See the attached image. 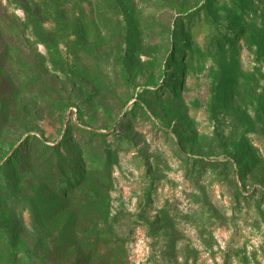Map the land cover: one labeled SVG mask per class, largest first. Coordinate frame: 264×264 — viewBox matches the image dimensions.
<instances>
[{
	"label": "rangeland",
	"instance_id": "rangeland-1",
	"mask_svg": "<svg viewBox=\"0 0 264 264\" xmlns=\"http://www.w3.org/2000/svg\"><path fill=\"white\" fill-rule=\"evenodd\" d=\"M0 264H264V0H0Z\"/></svg>",
	"mask_w": 264,
	"mask_h": 264
},
{
	"label": "trees",
	"instance_id": "trees-1",
	"mask_svg": "<svg viewBox=\"0 0 264 264\" xmlns=\"http://www.w3.org/2000/svg\"><path fill=\"white\" fill-rule=\"evenodd\" d=\"M174 27L176 28V31L180 32L182 31V27H183V22L181 20H177L175 23H174ZM137 102H139V100H137ZM79 120V118H78ZM90 134H93V133H90ZM106 135L105 134H101L99 137V140L102 144H106ZM105 148V146H104ZM231 164V162H228V165ZM4 169H7L8 168V165L5 164L3 166ZM53 171L55 172L56 175L60 176L62 179H63V176H62V169L60 168V166H55L53 168ZM55 185H58V189L57 190H61L64 186V183L61 181V180H56L55 182ZM60 188V189H59ZM238 197L240 198H244L242 194L238 193Z\"/></svg>",
	"mask_w": 264,
	"mask_h": 264
}]
</instances>
